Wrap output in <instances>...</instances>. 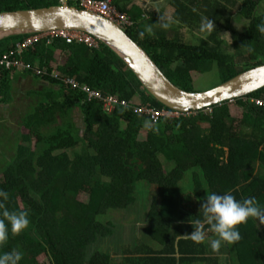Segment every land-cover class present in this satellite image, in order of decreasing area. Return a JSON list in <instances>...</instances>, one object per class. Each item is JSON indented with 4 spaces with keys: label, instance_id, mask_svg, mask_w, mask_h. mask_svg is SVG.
<instances>
[{
    "label": "trees",
    "instance_id": "trees-1",
    "mask_svg": "<svg viewBox=\"0 0 264 264\" xmlns=\"http://www.w3.org/2000/svg\"><path fill=\"white\" fill-rule=\"evenodd\" d=\"M134 2L114 0L134 21L126 31L186 90L197 91L200 74L210 70L225 82L264 63V34L257 27L264 23V0L239 4L238 14L248 20L243 31L233 25L229 8L238 0H171L165 10ZM58 4L0 0V12ZM202 17L212 20L214 29L204 28ZM23 37L1 41L0 60ZM23 57L32 64L20 74L24 82L0 65V102L21 97L22 105L28 103L19 108L20 117L15 114L19 129L8 145L16 147L6 150L0 166V190L9 194L6 208L28 211L30 224L18 235L8 225L0 255L18 251L19 264H264V225L254 218L239 225L241 239L225 243L219 253L208 243L215 233L208 232L201 244L187 235L202 219L208 194L231 192L238 201L255 197L264 208V104L257 103L264 102V88L209 111L154 121L132 108H105L109 96H141L144 103L165 106L102 42L94 48L61 37L42 39ZM54 71L75 77L103 98L68 85ZM16 80L20 86H14ZM142 183L154 185L159 194L142 232L151 242L127 246L114 238V252L123 255L118 261L100 248L117 230L104 216L134 206Z\"/></svg>",
    "mask_w": 264,
    "mask_h": 264
},
{
    "label": "water",
    "instance_id": "water-1",
    "mask_svg": "<svg viewBox=\"0 0 264 264\" xmlns=\"http://www.w3.org/2000/svg\"><path fill=\"white\" fill-rule=\"evenodd\" d=\"M56 29L92 34L125 62L150 97L182 114L236 101L264 88L262 63L208 89L186 90L176 85L124 28L97 12L63 4L0 12V42Z\"/></svg>",
    "mask_w": 264,
    "mask_h": 264
},
{
    "label": "clouds",
    "instance_id": "clouds-1",
    "mask_svg": "<svg viewBox=\"0 0 264 264\" xmlns=\"http://www.w3.org/2000/svg\"><path fill=\"white\" fill-rule=\"evenodd\" d=\"M202 23L208 30L215 27L213 21L207 17H202ZM257 27L258 31L264 34V23ZM147 31L151 33L152 30L149 27ZM8 195L6 191L0 190V198H2L0 199V246H3L9 239L8 225L11 226V232L18 235L30 224L28 211L10 212L6 208L4 201H7ZM200 209H202V219L195 221L194 226L192 225L194 230L187 235L194 243L201 244L205 242L208 232L215 233L217 238L209 242L214 253H219L225 243L238 242L241 239L238 226L246 224L249 219L254 218L264 225V208L259 206L255 197L238 201L231 192L224 195L211 193L207 195ZM22 259L23 255L18 251L4 253L0 255V264H19Z\"/></svg>",
    "mask_w": 264,
    "mask_h": 264
},
{
    "label": "built area",
    "instance_id": "built-area-1",
    "mask_svg": "<svg viewBox=\"0 0 264 264\" xmlns=\"http://www.w3.org/2000/svg\"><path fill=\"white\" fill-rule=\"evenodd\" d=\"M60 4L76 6L82 9L100 13L112 21L119 24L122 28H126L134 25V21L131 16L123 11H120L114 4V0H60ZM55 37H61L66 40L67 43H85L86 45L94 48L100 46V41L92 34L79 30L70 29H56L46 32H40L28 35L12 45L7 56L0 60V65L11 70L12 72H19L31 69L32 64L25 61L23 55L27 48L33 46L42 39H48L52 41ZM40 72V71H38ZM53 75L57 78H61L65 83L72 87H83L91 97L103 98L100 91L91 89L87 84H81L72 76L60 77L61 74L53 72ZM105 108L113 112L117 108H132L137 114L148 115L152 120L158 121L160 119L178 117L184 115L173 109L164 107L157 108L150 102L144 103L141 96H136L132 100H127L120 97L109 96L105 98ZM259 105L264 104L262 100H257Z\"/></svg>",
    "mask_w": 264,
    "mask_h": 264
},
{
    "label": "rangeland",
    "instance_id": "rangeland-1",
    "mask_svg": "<svg viewBox=\"0 0 264 264\" xmlns=\"http://www.w3.org/2000/svg\"><path fill=\"white\" fill-rule=\"evenodd\" d=\"M171 1V0H168ZM243 0H238V4L236 6L229 5L231 9V14L233 15L232 23L235 25L238 29L243 31L246 25H248V20L244 19L241 15L238 14V6L241 4ZM171 6V2L168 3V8ZM167 8V9H168ZM233 12V13H232ZM229 14V13H228ZM202 29L199 28V32L196 31L195 34L199 35L202 32ZM197 35H194L196 37ZM201 36V35H200ZM222 36L224 38H227L228 35H226V31L222 32ZM57 72V71H55ZM60 74V72H57ZM221 81L218 78V75L216 72L213 73V70H210L209 72H206L204 74H200L199 80L195 83L194 87L197 91H201L204 89H208L210 87H213L214 85L219 84ZM28 86V85H26ZM20 92H24L23 90H20ZM28 95H26V101H30V97L27 98ZM21 97H18V99ZM1 99V98H0ZM20 100V107L25 108L27 107L28 103L25 102V104H21ZM235 107H233L234 114L238 115L235 111ZM206 111H209L208 108L205 109ZM240 111V110H239ZM194 113V112H192ZM242 113V111H241ZM191 114V113H189ZM185 115V114H184ZM2 114L0 112V131L7 132L4 128V123L1 122L2 120ZM12 136L7 134L5 137H2L0 144V166L5 164L6 160V150L15 148L16 146L8 145L10 143L9 139ZM5 157V160H4ZM8 158H10V152L8 153ZM159 199L158 190L154 185H146L145 183L138 185V193H137V202L134 206H132L130 209L125 211H111L108 215L104 216V221H112L117 224V230L116 233L112 236L110 242L107 244L105 243L100 248L101 249H107L118 261L122 260V256L120 251H115L114 248L117 243H114V238L119 239V245H126L130 246L131 242L133 243L135 240H139L141 242H151L150 237L147 234H143V228L144 225L149 221L147 216V211L150 208V204L154 202L155 200ZM123 212V213H122ZM213 239V238H211ZM211 239H208V243ZM115 244V245H114ZM225 258H227L225 254H223Z\"/></svg>",
    "mask_w": 264,
    "mask_h": 264
},
{
    "label": "crops",
    "instance_id": "crops-1",
    "mask_svg": "<svg viewBox=\"0 0 264 264\" xmlns=\"http://www.w3.org/2000/svg\"><path fill=\"white\" fill-rule=\"evenodd\" d=\"M134 3L137 4H143L144 8L146 6L150 7L151 9H158V10H165L168 8V3L170 1L168 0H134ZM23 71H19V72H12L11 75L12 76H18L20 78V74ZM19 74V75H18ZM22 79V78H20ZM22 81L24 82V80L22 79ZM30 81V80H25ZM20 86L17 83V80L14 82V86ZM18 97V96H17ZM15 98V97H14ZM20 100L15 98V100H11L9 102H0V112L2 114V120L1 122L4 123V126L2 128H4L7 132H2V130L0 131V139L2 137H5L7 134L12 135L13 133H15L18 129H19V124L14 120L15 119V114H18V117H20ZM18 107V108H17ZM18 109V110H17ZM17 117V116H16ZM5 140H9L10 139H5ZM0 144L1 140H0ZM140 242L139 240H135L133 243L131 242L130 244H134L135 242ZM143 243H146L143 241ZM150 243V242H148ZM142 244V242L140 243Z\"/></svg>",
    "mask_w": 264,
    "mask_h": 264
},
{
    "label": "flooded vegetation",
    "instance_id": "flooded-vegetation-1",
    "mask_svg": "<svg viewBox=\"0 0 264 264\" xmlns=\"http://www.w3.org/2000/svg\"><path fill=\"white\" fill-rule=\"evenodd\" d=\"M244 1V0H243ZM245 19V18H244Z\"/></svg>",
    "mask_w": 264,
    "mask_h": 264
}]
</instances>
